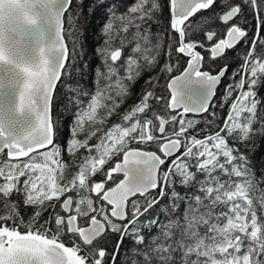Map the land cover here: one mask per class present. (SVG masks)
I'll list each match as a JSON object with an SVG mask.
<instances>
[{"label":"snow or ice","instance_id":"obj_1","mask_svg":"<svg viewBox=\"0 0 264 264\" xmlns=\"http://www.w3.org/2000/svg\"><path fill=\"white\" fill-rule=\"evenodd\" d=\"M75 7L0 0V264H264V171L237 147L264 136V53L255 26L248 31L249 15L264 30V0H167L166 48L165 33L152 32L161 0L113 9L95 90L69 86L70 135L57 143L54 92L82 52ZM242 42L249 47L215 103L229 65L213 73L204 62ZM162 51L167 98L149 77L109 126ZM189 113L206 114L199 132Z\"/></svg>","mask_w":264,"mask_h":264},{"label":"trees","instance_id":"obj_2","mask_svg":"<svg viewBox=\"0 0 264 264\" xmlns=\"http://www.w3.org/2000/svg\"><path fill=\"white\" fill-rule=\"evenodd\" d=\"M125 3V8H123L122 2ZM76 7L74 8V12L77 14L78 18V27H79V35H78V45H82V52L79 57L75 60V66L70 69V75H65L60 83L57 85V89L54 92L53 100H52V119L56 122L59 127V133L57 138V143H62L66 141L70 135L69 128L72 123L69 112L72 109V106L69 104L68 97L71 93L68 91L69 86L72 88H76L77 86L84 88L88 91L95 90V77L97 68H101L102 70V58L99 54L100 49L104 47V41L106 40V36L103 34L104 25L107 23L110 18V13L113 9L116 10V14L120 15L125 12L130 6L136 3V0H75ZM101 3H104L105 7H99ZM162 5H164V13L159 18V24H154L152 27V32L156 33L158 31H163L165 33V37L163 38V46L166 48L168 40H167V32H168V11H167V0H161ZM121 5V6H117ZM248 31L251 35L254 30L258 33V44L256 46V54L260 55L264 53V30H261V25L258 20H254L252 15L248 16ZM258 21V23H257ZM257 23V24H256ZM155 39L153 43H155ZM247 43H240L235 51H228L226 58L217 60L216 63H212L211 60L206 59L203 65L204 70H212L213 73L222 67L224 64L229 65L228 72L223 78L220 86L216 91V95L214 97V102H221L222 96L225 92V86L233 81V73L238 70L240 60L244 51L248 48ZM78 51L80 48L78 47ZM186 59V58H185ZM167 62V57L163 54V51L158 59L157 65L151 69L146 70L142 73V75L138 78V80L131 86L130 95L125 100V102L121 105L119 112L111 117L108 121V125L110 126L112 123L118 122L120 119V114L124 112L125 109H128L131 105L136 103L141 92L145 89V81L149 79V77H156L158 82L155 88V93L158 96L167 98V74H162L160 72V67L163 66ZM185 66L182 62L180 67L181 69ZM240 76L236 75L235 80L239 81ZM256 92L258 93L257 98L264 100V82L257 86ZM164 100L160 101L158 105H156L157 109H162L164 105ZM227 112V107L224 110L218 111L219 116H224ZM186 118L188 119H197L202 122L196 129V132H199L200 129L204 128L203 120L206 118V114L203 115H191L189 114ZM240 152L246 155L249 164L253 165L259 172L264 171V136L257 135L252 140H250L247 144H239L237 145ZM154 150V149H153ZM99 179V177H97ZM264 187V185H261ZM181 194H183L186 189L183 187H177L176 189ZM155 194V193H153ZM168 203V199L165 198L161 204L150 211L149 214L142 217V221L145 223L147 220L153 216H156L161 213V210ZM27 218L28 215L31 214V210H26L24 213ZM47 213H44L42 219H47ZM162 218V217H161ZM116 236L113 235L109 241L108 246L109 250H111L112 244L116 240ZM131 247V241L126 240L124 249H128ZM123 259V256L121 257Z\"/></svg>","mask_w":264,"mask_h":264},{"label":"water","instance_id":"obj_3","mask_svg":"<svg viewBox=\"0 0 264 264\" xmlns=\"http://www.w3.org/2000/svg\"><path fill=\"white\" fill-rule=\"evenodd\" d=\"M222 79H223V78H222ZM221 82H222V81H221ZM220 84H221V83H220ZM220 84H219V85H220ZM219 85L217 86L216 91H217ZM216 91H215V95H216ZM214 97H215V96H214ZM189 114H191V115H197V114H192V113H189ZM189 114H188V115H189ZM51 115H52V114H51ZM199 115H203V114H199ZM199 115H197V116H199Z\"/></svg>","mask_w":264,"mask_h":264},{"label":"flooded vegetation","instance_id":"obj_4","mask_svg":"<svg viewBox=\"0 0 264 264\" xmlns=\"http://www.w3.org/2000/svg\"><path fill=\"white\" fill-rule=\"evenodd\" d=\"M121 2H122V1H121ZM121 5H123V8H125V6H124V5H125V3H124V2H122V4H121ZM121 5H118V4H117V6H118V7H119V6H121Z\"/></svg>","mask_w":264,"mask_h":264},{"label":"rangeland","instance_id":"obj_5","mask_svg":"<svg viewBox=\"0 0 264 264\" xmlns=\"http://www.w3.org/2000/svg\"><path fill=\"white\" fill-rule=\"evenodd\" d=\"M257 23H258V21H257ZM257 23H256V24H257ZM248 46H249V44H248Z\"/></svg>","mask_w":264,"mask_h":264}]
</instances>
